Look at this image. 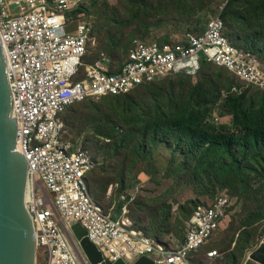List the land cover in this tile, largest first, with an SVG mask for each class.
Returning a JSON list of instances; mask_svg holds the SVG:
<instances>
[{
  "label": "built area",
  "instance_id": "1",
  "mask_svg": "<svg viewBox=\"0 0 264 264\" xmlns=\"http://www.w3.org/2000/svg\"><path fill=\"white\" fill-rule=\"evenodd\" d=\"M90 1L0 0V40L17 122L16 152L28 163L25 203L37 248L44 254V264H87L69 235L70 225L77 222L107 264L119 260L132 264L144 256L156 264H189L220 228L231 198L220 194L198 207L178 250L153 242L131 226L127 205L114 220L92 198L87 177L96 166L94 156L73 140L64 115L87 100L127 95L171 76H196L203 61L264 92V60L234 46L223 19L217 17L208 22L203 35H187L188 45L137 43L120 72L110 73L97 63L86 66L85 80L76 81L85 67L92 28L67 14ZM69 23L78 26L70 31ZM208 256L214 258L217 252Z\"/></svg>",
  "mask_w": 264,
  "mask_h": 264
},
{
  "label": "rangeland",
  "instance_id": "2",
  "mask_svg": "<svg viewBox=\"0 0 264 264\" xmlns=\"http://www.w3.org/2000/svg\"><path fill=\"white\" fill-rule=\"evenodd\" d=\"M231 2L230 12L247 14L253 20L256 16H263L262 0H192L187 2L189 7L183 0H165L162 6L159 5L160 0H96L98 6L96 8L91 2L90 6L87 5L89 6L87 11L81 14L82 21L92 28L90 51L85 67L102 63L109 71L115 72L123 65L129 49L137 43L170 41L172 37L184 34L199 35L206 30L212 18L223 19L222 11ZM190 8L193 11L190 12ZM143 10H147L153 16L150 21L145 22L137 18L141 16ZM183 14L185 15L181 17ZM161 15H167L169 19L165 23H159L157 19ZM223 20L228 28L227 37L234 46H249L254 50L251 36L241 29L243 24L237 23L229 13ZM78 23L72 25L73 30L77 28ZM133 23L135 25H132ZM261 45L260 42L259 47ZM198 84L206 86L204 91H197L200 96H204L208 91L212 93L208 106L202 111L208 112L204 124L217 131L233 132L230 96L239 95L246 89L224 69L202 65L201 72L196 78L173 76L156 83L152 88L140 87L129 94L136 98L161 96L174 100L180 94L190 95ZM233 88H237L238 91H233ZM248 94L247 107H264V93L253 90L248 91ZM118 100V98L91 100L97 106L90 108L89 104L79 103L73 106L76 113L70 110L64 116L74 141L78 145L88 142L87 146L95 156V171L89 176L92 198L97 203L98 199L114 220H119L120 211L124 206L122 196L126 195L131 226L157 243L160 242L157 240L160 223L170 214L168 235L165 234L162 239L168 248L169 245H176L177 242L185 240L188 219L192 211L215 198L200 196L197 193L203 189L210 192L215 190V194L228 191L233 196L232 205L223 224L212 239L194 254L191 263L245 264L250 255L248 253L258 249L264 240V221L261 219L257 221V217H260L257 209L259 204L248 202L237 193L238 189L242 191L244 184L235 185L231 179L219 177L212 171L205 172L200 183L188 179L185 171L186 156L183 154V147L179 146L175 139L169 141L167 146L161 144L159 147H153L148 153L136 143L128 145L118 154L103 152L99 146H93L96 140L93 136L97 132L94 126L98 125H92L87 131L82 130L83 117L96 110L112 108ZM215 118H218V122ZM150 124L149 133L152 135L155 133L156 124ZM118 129H124V126L119 123ZM182 134L186 135L188 131L184 129ZM103 143L108 144L110 141L103 139ZM199 156L191 158L190 166L196 164ZM251 166L256 167L254 164ZM142 172L148 174L149 179L133 191L131 184ZM247 181L264 188V179L255 173H250ZM246 245L249 249L243 253ZM251 249L254 250L250 251ZM211 251H216L217 256L208 258ZM233 254L231 260L230 256ZM43 258V252L38 249L37 264H44Z\"/></svg>",
  "mask_w": 264,
  "mask_h": 264
},
{
  "label": "trees",
  "instance_id": "3",
  "mask_svg": "<svg viewBox=\"0 0 264 264\" xmlns=\"http://www.w3.org/2000/svg\"><path fill=\"white\" fill-rule=\"evenodd\" d=\"M183 1L187 3L192 0ZM91 2L93 7H98L96 0H91L88 3L89 6ZM164 2L165 0H160L159 5L162 6ZM262 3L263 16H256L255 20L250 18L247 14L240 15L237 11L230 12L232 9V2L222 11L223 13L221 16H223V19L227 18L229 13L237 23L243 24V28L241 29L248 36H251L255 51L249 46H241L239 48L242 49L245 54L257 55L260 59L264 60V0H262ZM88 4L83 5L82 8L78 9L74 14H82L84 11H87L89 7L87 6ZM189 6L188 4V7ZM189 11L191 12L193 9L190 8ZM184 15L185 14L181 17ZM152 17L153 16H151L147 10H143L141 16H137V18L145 22L150 21ZM168 19L169 16L161 15L157 21L159 23H165ZM132 25L135 24L133 23ZM204 32H201L200 35ZM187 35L189 34L174 36L170 41L163 40L159 43L163 47L179 43L188 45ZM260 42L262 45L259 47ZM89 51L90 47L87 57ZM202 65L203 67L205 65L213 66L207 62H203ZM120 69L121 68H119V70ZM184 77L190 79L196 78L193 76ZM161 81L152 82L141 87L146 86V88H152L156 83ZM205 89L206 86L198 84L190 95L180 94L176 96L174 100L161 98V96L136 98L130 96V94L117 97H104L102 99L118 98L119 100L115 102L112 108L96 110L95 112L85 115L83 117L84 122L81 129L87 131L92 125H98L94 126L97 132L95 136H93V139H96L95 142H93V146L97 145L101 151H108L114 154L122 152L132 143L138 144L145 153H148L153 147H159L161 144L167 146L169 141L175 139L178 145L183 147V154L186 156L185 171L188 179L200 183L204 173L212 171L219 177L231 179L235 185L244 184L242 191L238 189L237 193L248 202L259 204L257 209L260 217H257V221H260V219L264 221V188L257 183L253 184L247 181L250 173H255L257 176L264 179V107L261 106L256 108L253 106H246V96L249 95L248 91L256 90L262 93L264 92L252 86L247 87L244 85V89H246L244 92L239 95L230 96L234 130L233 132H225L214 130L208 127L207 124H204L208 112L202 111L208 106L209 97L212 93L208 91L204 96H200L197 91H204ZM120 98L123 99L121 100ZM82 103L85 105L89 104L88 108L97 106V104L91 100ZM70 110L76 113L74 107H71L68 113ZM119 123L124 126V129L117 130ZM150 123L156 124L154 128L155 133L152 135L149 133ZM178 129H181V131H178ZM184 129L188 131V134H182ZM67 130L70 133L68 127ZM103 139L110 141V143L104 144ZM87 144L88 142H84L83 147L93 154ZM197 155H200L198 161L194 166H190L191 158ZM251 164L256 165L257 168L251 166ZM94 171L95 170H92L90 174ZM90 174L87 177L88 182ZM197 194L200 196L214 197L217 195L215 194V190L210 192L205 189ZM227 195L230 198L233 197L228 191ZM97 201L100 203L98 199ZM193 202L197 204V202ZM196 209L197 208L192 211V214ZM169 220L170 214L163 218L159 226L160 230L157 234V240L163 244H165L162 240L165 237L164 235H168L167 227ZM153 230H155V228H153ZM168 248H170V245ZM248 249L249 246L246 245L243 248V253ZM233 256L234 254L230 256L231 260Z\"/></svg>",
  "mask_w": 264,
  "mask_h": 264
},
{
  "label": "water",
  "instance_id": "4",
  "mask_svg": "<svg viewBox=\"0 0 264 264\" xmlns=\"http://www.w3.org/2000/svg\"><path fill=\"white\" fill-rule=\"evenodd\" d=\"M12 111L13 96L0 40V264H37L34 227L25 203L28 163L16 152L17 122ZM148 179L149 176L142 172L133 183V189ZM69 235L80 246L87 264H107L81 224L73 222ZM114 264L127 263L119 260ZM132 264L156 263L148 257H141ZM245 264H264V240L250 253Z\"/></svg>",
  "mask_w": 264,
  "mask_h": 264
},
{
  "label": "crops",
  "instance_id": "5",
  "mask_svg": "<svg viewBox=\"0 0 264 264\" xmlns=\"http://www.w3.org/2000/svg\"><path fill=\"white\" fill-rule=\"evenodd\" d=\"M80 7H81V6H80ZM81 8H82V7H81ZM75 12H76V11H75ZM75 12H72V14H69V13H68V14H67L68 19H71L72 16H74V18H75L76 21L83 22L82 19H81V14H74ZM76 16H77V17H76ZM68 25H69V30H70V31H73L72 26H71V23H69ZM90 43H91V41H90ZM89 47H90V45H89ZM134 47H135V46H134ZM134 47L129 49V52H128V54H127V56H126V58H125V60H124V62H123V65H122L123 67H124V65L126 64V62H127V60H128V57H129V54H130L131 51L134 49ZM86 59H87V57H86ZM122 66H121V68H122ZM83 67H84V66H83ZM83 67H82V68H83ZM82 68L80 69L79 75H78L77 78L75 79L76 81H83V80H85V79L87 78L86 67H84V69H82ZM106 69H107V68H106ZM107 70H108V69H107ZM120 70H121V69H120ZM120 70H119V71L116 70L115 72H111V71H110V73H118V72H120ZM108 71H109V70H108ZM71 136H72V135H71ZM72 138H73V137H72ZM73 140H74V139H73ZM82 145H83V144H82ZM140 174H141V173H140ZM140 174H139V176H140ZM147 175H148V174H147ZM139 176H138V177H139ZM148 176H149V175H148ZM138 177H137V180H138ZM137 180H135V181H137ZM135 181H134V182H135ZM134 182H133V183H134ZM133 183L131 184L132 190H133V191H136V190L139 188V186H140L141 184H140L136 189H133ZM131 194H133V193H131ZM131 194H130V195H131ZM220 194H222V195H223V194H224V195H227L226 192H219V193L215 196V198H214L213 200H211V201H214V200L216 199V197L219 196ZM123 196H125V199H124V200H123ZM123 196H122V200H123L124 206H126V205L128 206L127 202L125 201L126 198H127V196H126V195H123ZM227 196H228V195H227ZM228 197H229V196H228ZM99 204H100V203H99ZM231 204H232V203H231ZM100 205H102V204H100ZM207 205H208V204H206V205H200V206H207ZM124 206H123V207H124ZM200 206H198V207H200ZM123 207H122V209H121V211H120V214H121V215H122V212H123ZM198 207H197V208H198ZM194 212H195V211H194ZM194 212H193V214H194ZM109 214H110V213H109ZM193 214H192V215H193ZM111 216H112V215H111ZM112 217H113V216H112ZM191 217H192V216H191ZM190 219H191V218H190ZM190 219H189V221H190ZM189 221H188V223H189ZM223 221H224V220H223ZM222 224H223V222H222ZM222 224H221V225H222ZM221 225H220V227H221ZM218 230H219V229H218ZM218 230H217V231H218ZM186 235H187V233H186ZM185 240H186V238H185ZM185 240L182 241V242H177L176 245H173V244H172L173 246L171 245V248H172L173 250H178V249L180 248V246H182V244H184ZM252 250H254V249H251L250 251H252ZM250 251H249V252H250ZM248 254H250V253H248ZM207 257H208V256H207ZM208 258H209V257H208ZM191 260H192V259L189 260V264H192V263H191Z\"/></svg>",
  "mask_w": 264,
  "mask_h": 264
},
{
  "label": "clouds",
  "instance_id": "6",
  "mask_svg": "<svg viewBox=\"0 0 264 264\" xmlns=\"http://www.w3.org/2000/svg\"><path fill=\"white\" fill-rule=\"evenodd\" d=\"M215 18H217V17H215ZM212 19H214V18H212ZM212 19H211V20H212ZM223 21H224V20H223ZM207 25H208V24H207ZM206 28H207V26H206ZM205 31H206V30H205ZM204 33H205V32H204ZM204 33H203V34H204ZM226 33H227V28H226ZM203 34H202V35H203ZM193 35H196V34H193ZM199 35H200V34H199ZM226 35H227V34H226ZM236 47H237V46H236ZM203 62H206V61H203ZM203 62H202V63H203ZM207 63H208V62H207ZM209 64H211V65H213V66H215V67H217V68L224 69V70H226V71L228 72V70L225 69V68L218 67V66H216V65H214V64H212V63H209ZM201 68H202V64H201ZM201 68H200V71H201ZM200 71H199V72H200ZM199 72H198V74H199ZM228 73H229V72H228ZM198 74H197V75H198ZM229 74H230V73H229ZM197 75H196V76H197ZM230 75H231V74H230ZM196 76H193V77H196ZM237 81H238V80H237ZM233 91H235V90H233ZM237 91H238V89H237ZM237 91H236V92H237ZM241 93H242V92H241ZM241 93H240V94H241ZM215 120H216V122H218V118H215ZM215 120H214V122H215ZM216 122H215V123H216ZM231 200H232V199H231ZM230 208H231V207H230ZM228 212H229V211H228ZM226 216H227V215H226ZM225 218H226V217H225ZM225 218H224V219H225ZM224 219H223V220H224ZM200 250H201V249H200ZM200 250H199V251H200ZM199 251H198V252H199ZM198 252H197V253H198ZM195 254H196V253H195ZM208 254H209V253H208ZM82 256L84 257V255H82ZM193 256H194V255H193ZM193 256H192V257H193ZM192 257H191V258H192ZM208 257H209V256H208ZM209 258H210V257H209Z\"/></svg>",
  "mask_w": 264,
  "mask_h": 264
},
{
  "label": "bare ground",
  "instance_id": "7",
  "mask_svg": "<svg viewBox=\"0 0 264 264\" xmlns=\"http://www.w3.org/2000/svg\"><path fill=\"white\" fill-rule=\"evenodd\" d=\"M6 59V58H5ZM7 62V61H6ZM12 113H13V111H12ZM75 250L77 251V253L79 254V252H78V249H77V247L75 246Z\"/></svg>",
  "mask_w": 264,
  "mask_h": 264
}]
</instances>
